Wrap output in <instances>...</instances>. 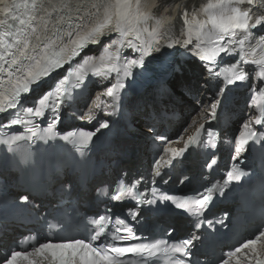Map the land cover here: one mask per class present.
<instances>
[{
	"label": "snow or ice",
	"instance_id": "snow-or-ice-1",
	"mask_svg": "<svg viewBox=\"0 0 264 264\" xmlns=\"http://www.w3.org/2000/svg\"><path fill=\"white\" fill-rule=\"evenodd\" d=\"M0 17V114H6L4 118L9 121L0 127L23 126V131L10 136L0 132V145H6L10 152L15 151L12 145L21 141L55 138L62 107L71 106L79 95L77 90L86 87L89 75L108 79L115 74V82L78 116L91 121L95 119L94 109L111 108L105 113L111 116L122 107L130 81L139 74L135 70L143 71L146 60L159 59L167 49L174 50L167 53L173 55L180 48L203 63L208 77L205 83L223 77L225 86L236 85L249 82L254 75L260 83L248 85V108H255L258 114L249 115L239 135L230 141L236 153L232 158L237 159L249 141H264V131L254 127L264 129V102L257 99H264V0H204L191 8L178 0H0ZM126 50L131 51L125 54ZM225 57L232 61L226 63ZM181 68L178 64L175 71ZM224 94V87L216 93L218 97ZM29 97L31 106H27ZM221 106L220 99L202 104L184 129V133L194 130L187 139L184 134L176 140L155 137L166 145L183 141V147L164 148V154L155 161V176H162L161 168L173 166L191 146L217 147L216 134L211 126L206 128V123L218 119ZM38 118L49 120L46 128L34 122ZM108 127L109 122L101 120L94 130L70 131L61 139L70 141L83 156L97 133ZM216 162L212 154L206 166L212 168ZM246 175L238 164L233 165L225 183L239 182ZM140 184L141 180L126 182L122 178L113 192L104 194L112 201L131 198L135 206L157 205L155 210L162 204L165 210H183L199 218L204 216L215 187L205 188L196 197H174L154 187L149 189L148 198L139 191ZM70 187L61 185L62 190ZM20 199L29 202L28 195ZM129 215L137 220L141 211H130ZM70 220L66 214L64 218L54 216V223L44 222L50 231L64 232ZM89 223L92 228L88 236H68L55 242L29 237L17 245L20 250L12 249L0 258V264H191L186 258L193 255V242L198 239L193 233L179 243L163 239L132 243L141 238L127 217L114 215L110 209ZM203 223L197 219L194 227L199 229ZM207 223L209 227L213 224L210 220ZM217 223L223 224V220ZM34 240L35 244L26 247ZM233 261L264 264V228L232 247L217 264Z\"/></svg>",
	"mask_w": 264,
	"mask_h": 264
},
{
	"label": "bare ground",
	"instance_id": "bare-ground-1",
	"mask_svg": "<svg viewBox=\"0 0 264 264\" xmlns=\"http://www.w3.org/2000/svg\"><path fill=\"white\" fill-rule=\"evenodd\" d=\"M188 80H187V78L185 77V76H183V77H176V78H173L172 79V81H171V83L172 84H175V85H183V83H185V82H187ZM191 81V80H190ZM192 81H196L195 82V84H197V79H193ZM194 86H196V85H192V83H191V87H194ZM199 87V85L197 86V88ZM200 88V87H199ZM202 92V90L200 89V93ZM99 94V93H98ZM202 94V93H201ZM178 96H180V97H183L184 98V95L181 93V92H179V95ZM183 101V100H182ZM139 104V102H136V103H134L133 104V108H132V110L130 111V113L131 114H134L136 111H138L139 109H136L135 107H136V105H138ZM185 104H186V102H185ZM184 105V103L183 102H181L180 103V107H182ZM137 119H139V117L137 116L136 117ZM191 133V132H190Z\"/></svg>",
	"mask_w": 264,
	"mask_h": 264
}]
</instances>
